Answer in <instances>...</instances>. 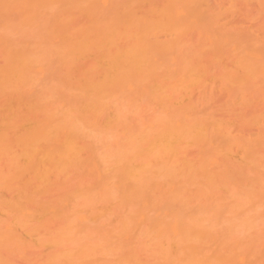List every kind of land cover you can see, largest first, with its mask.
Listing matches in <instances>:
<instances>
[{
    "label": "rangeland",
    "instance_id": "obj_1",
    "mask_svg": "<svg viewBox=\"0 0 264 264\" xmlns=\"http://www.w3.org/2000/svg\"><path fill=\"white\" fill-rule=\"evenodd\" d=\"M72 1L49 2L31 12L24 0L0 7V35L36 58L28 85L0 91L2 258L11 256L13 264L38 259L42 264H221V244L219 251L225 249L227 256L229 246L235 248L234 264H264V0H200L203 8L179 11L171 22L159 10L164 0L68 6ZM87 30L89 41L109 30L114 38L102 49L77 46ZM138 44L148 57L145 64L125 65L120 73L108 70L116 53ZM107 75L112 80L101 105L87 112L81 89ZM48 114L57 121L66 115L79 128L86 167L50 174L43 182L10 164L26 167L17 141ZM193 124H202L208 135L203 142L183 137L178 146L192 173L183 174L182 164L175 163V192L162 180H146L144 186L151 187L145 194L129 199L135 185L126 173L147 160L149 139ZM216 124L221 131L213 130ZM210 155L220 158L208 163L215 183L200 170ZM151 164L158 170L167 161ZM25 193L34 197L35 209L56 205L63 217L24 222L26 214L11 200ZM173 206L209 217L210 234L153 229L158 212Z\"/></svg>",
    "mask_w": 264,
    "mask_h": 264
},
{
    "label": "bare ground",
    "instance_id": "obj_2",
    "mask_svg": "<svg viewBox=\"0 0 264 264\" xmlns=\"http://www.w3.org/2000/svg\"><path fill=\"white\" fill-rule=\"evenodd\" d=\"M53 1L65 2L68 0H24V7L27 12H31L41 9V5L43 4H48L49 2ZM81 1L85 4L89 3L88 0H73L70 4H68V6L75 5ZM9 2H11L13 5L14 0L0 1V7H7ZM193 7L195 9L203 8L200 0H164L163 6L159 10H161L160 12L161 15H163V18H167L171 22L173 20L172 17L176 16L179 11L189 12L193 9ZM81 32L83 33L82 38H85V36H91V33L88 30L87 32ZM97 37L98 40L96 42L87 40L91 39V37L85 38L80 44H78L79 41L77 40V42L76 39L74 42L75 44L77 42V46L87 48L90 45H95L98 49H102L107 42H111V40L114 38V33L111 30L102 31L97 33ZM0 47L3 48V56H1V54L0 56L4 59V65H0V91L2 93L7 91H15L20 86L28 85L30 71L36 65V63L33 65L34 60L36 59L34 58L33 60V51H27L17 46L14 47L13 45L9 44L7 37L2 35H0ZM146 58L148 57L144 47L138 44V46L135 48L116 53V57L109 61L108 70L113 73H120L125 65L141 66L145 64ZM260 62L262 64V69L260 70L262 73H264V55L261 57ZM249 68L250 66L247 67V69ZM111 80L112 77L107 75L105 76L104 80H100L99 82H91L86 87L81 89V92H84L86 95L84 109L87 112H89L91 108L101 105L104 92L108 88V83L111 82ZM162 93L163 92L159 94ZM55 117L56 115L54 114L46 115L44 120L34 122L32 127L22 134V136L19 138V141H17L18 138H16L15 141L22 145V152L19 153L21 156H17L19 158L22 157L25 160L26 167L24 168L13 163V165L10 164V166H13V168L11 167L12 170L15 169L17 172H31V175H34L33 177L38 181L47 182L50 174L62 175L67 174L70 170L79 171L86 167V162L83 160L84 151L79 147L78 144V138L80 134L79 128L74 125V123L69 120L70 117H66V115L59 119V121L55 120ZM214 129L221 131L222 125L216 124L213 127V130ZM207 135L208 129L206 127H204L202 124H193L189 125L187 128L161 130L155 136L150 138L147 147L145 148V154L148 155L147 160L139 166L131 167L126 173V181L128 182L131 180L135 185V192L128 198L132 199L143 196L146 192L145 189L151 187L150 184L148 186H144V182L146 180H149L150 182H153L154 180H162L170 192H175L177 189V184L175 186L174 181L177 179V176L175 175L177 170L174 169L173 164L180 162L184 168L183 174L186 175L192 173L194 170V167L186 161L187 156L185 154H183L181 158L179 157L178 146L181 144L182 138L184 137L185 139L188 136L194 142H203L206 141ZM1 137L3 138L4 136ZM51 144L52 146H50ZM0 147L2 148V146ZM221 156L222 158L226 157L225 155ZM203 158L204 159L201 163L200 170L208 181L215 183L214 176L209 174L208 163L210 161L214 162L218 159L220 160L219 155L204 156ZM158 159H165L167 164L164 167L158 168V170H153L151 163L153 160ZM12 161L13 160L10 158V162ZM246 161L252 162L253 158L246 157ZM146 173H148V179L142 178V176ZM21 196L22 197L20 198L11 200V203L14 209L22 211L26 214L24 222L28 220L31 221L36 216H38V224H42L40 220H43L47 217H50L54 220L61 219L63 217V211L56 205L43 204V206L48 207H46L45 210L39 211L38 209H35L36 201L32 195L25 193L21 194ZM205 217L203 218L201 213H185L184 210L176 209V207L173 206L169 211L158 212L155 219L151 221V227L158 232H168L171 234H210L209 231H207L209 229H207L206 224L211 220L208 221L207 219H209V217H206V219ZM134 218L135 215L131 217V219ZM138 218L141 222H146L148 217L139 215ZM48 222H45L44 224ZM29 233L30 236L35 235L34 232ZM8 238L9 236L6 238V240ZM14 238L15 237L12 236V239ZM219 246L220 248H223L221 244H219ZM229 247L232 248V251L231 249L229 250L231 253L228 252V256L225 254L227 251L224 253L225 249H222V253V251H219L220 248H217V254L220 255V258L223 257L221 260L226 264H234L237 261V256L239 255L236 256L238 253L234 252V257L236 258L234 259L232 257L233 255L230 256V254H233L235 248H233L231 245ZM5 252L11 255L8 249ZM225 255L226 257H224ZM232 259L235 261H232ZM38 260H35L33 264H42L40 260ZM224 262L222 263L225 264ZM0 264H13L11 256L7 255L6 259H4L2 258V253L0 251Z\"/></svg>",
    "mask_w": 264,
    "mask_h": 264
}]
</instances>
